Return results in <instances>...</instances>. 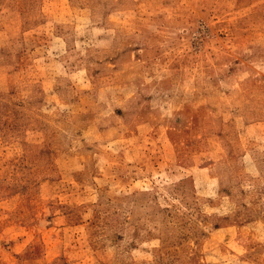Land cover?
I'll list each match as a JSON object with an SVG mask.
<instances>
[{"label": "rangeland", "instance_id": "obj_1", "mask_svg": "<svg viewBox=\"0 0 264 264\" xmlns=\"http://www.w3.org/2000/svg\"><path fill=\"white\" fill-rule=\"evenodd\" d=\"M0 264H264V0H0Z\"/></svg>", "mask_w": 264, "mask_h": 264}]
</instances>
